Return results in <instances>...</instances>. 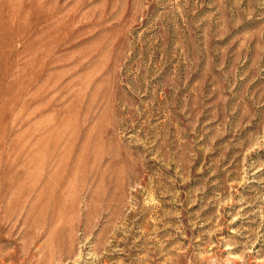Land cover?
<instances>
[{"label": "rangeland", "instance_id": "rangeland-1", "mask_svg": "<svg viewBox=\"0 0 264 264\" xmlns=\"http://www.w3.org/2000/svg\"><path fill=\"white\" fill-rule=\"evenodd\" d=\"M0 264H264V0H0Z\"/></svg>", "mask_w": 264, "mask_h": 264}]
</instances>
